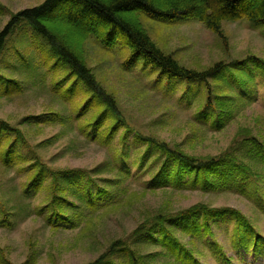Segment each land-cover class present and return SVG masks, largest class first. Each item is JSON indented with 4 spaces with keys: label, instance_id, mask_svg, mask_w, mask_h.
<instances>
[{
    "label": "rangeland",
    "instance_id": "1",
    "mask_svg": "<svg viewBox=\"0 0 264 264\" xmlns=\"http://www.w3.org/2000/svg\"><path fill=\"white\" fill-rule=\"evenodd\" d=\"M42 1L0 0V30L16 11ZM140 21L160 49L171 53L188 68L202 70L218 61L225 65L239 63L252 80L241 85L237 79L242 77V71H232L225 73L224 83H213V91L221 94L232 116L223 127L213 129L210 122L196 117L205 99L201 88L188 94L183 84L167 89V84L155 82L153 72L147 74L139 68L126 70L123 67L125 52L120 47L106 50L95 38L89 37L81 44L86 64L100 86L113 95L131 129L123 144L120 139L123 125L104 143L101 140L106 126L94 137L88 136V130L81 126L83 120L76 118L70 101L61 99L59 90L56 92L57 74L44 63L30 29L14 32L9 43L16 50L1 56L0 77L14 78L21 89L7 92L6 85L0 86V120L20 130L25 141L52 170L79 169L103 187L110 180L108 199H117V203L103 202L102 209L88 214L87 219H92L90 224H86L84 218L78 221L84 212L79 196L87 178L80 179L75 190L66 191L69 202L74 204L69 215L74 217L75 227L71 224L54 227L47 222L46 213L39 212V205L44 204L48 193L46 183L39 192L26 190L23 186L29 173L26 169L19 171L26 163L4 166L0 162V264H88L105 253L116 238L125 240L136 255L150 254L143 264H172L171 258L157 255L160 251L154 245L133 243L129 236L138 224L160 210L172 213L195 204L240 210L264 236V170L261 167L257 196H248L252 189H247V193L232 188L208 192L170 187L146 189L145 182L159 160L155 157L157 150L146 153L147 142L138 137V134L154 137L199 158L216 156L230 147L242 157L244 146L241 143L249 136L264 144V75L252 65L242 67L244 59L252 55L264 60L261 28L244 18L224 22L226 41L223 42L195 19L178 16L173 20H159L141 16ZM61 71L58 70V74ZM143 155L145 159L140 165ZM89 187L92 192L96 191L93 184ZM110 192L117 195L110 196ZM232 228L233 221L227 220L213 230L228 261L208 247L202 249L198 241L199 262L264 264V257L239 253L232 247ZM180 237L183 242L188 239ZM113 257L116 264H130L125 253H115Z\"/></svg>",
    "mask_w": 264,
    "mask_h": 264
},
{
    "label": "trees",
    "instance_id": "2",
    "mask_svg": "<svg viewBox=\"0 0 264 264\" xmlns=\"http://www.w3.org/2000/svg\"><path fill=\"white\" fill-rule=\"evenodd\" d=\"M141 16L159 20H173L178 16L195 19L223 42L226 38L222 24L244 18L261 28L264 36V0H44L10 16L0 30V59L10 50H16L9 43L12 34L29 28L44 63L57 74L56 92L59 90L60 98L70 101L76 118L83 120L81 126L88 130V136L94 137L106 126L101 140L104 143L123 125L120 136L123 144L131 129L126 125L113 95L100 86L86 64L81 44L89 37L95 38L106 50L120 47L125 52L123 67L126 70L139 68L147 74L153 72L155 82L167 84V89L183 84L188 94V91L201 88L205 99L196 113L197 119L210 122L215 130L223 127L226 119L232 115L226 110L221 94L213 91V83H224L225 73L232 71H242V77L237 79L241 85L252 79L246 76L237 62L225 65L223 61H218L202 70L180 64L171 53L164 52L155 44L141 23ZM249 65L264 75L263 59L249 56L242 62V67ZM58 70H62L60 74ZM4 85L7 92L13 88L15 91L21 89L14 78L7 79L1 75L0 86ZM138 135L147 142L146 153L157 150L155 157L159 160L145 182L146 189L170 187L208 192L232 188L240 193L252 189L248 191V196H257L256 190L262 178L259 167L264 170V144L256 137L244 138L241 143L244 146L242 157L230 147L216 156L199 158L154 137ZM2 139L5 140L2 142ZM119 155L120 158L124 157L123 148ZM144 159L143 155L140 165H143ZM0 162L4 166L26 163L19 168V171L26 169L29 173L23 186L26 190L39 192L46 183L48 193L44 204L39 205V212H45L47 222L54 227L62 224L75 227L72 224L74 217L69 215L74 204L69 202L66 191L75 190L80 179L87 178L79 196L84 204V212L82 218L76 216L78 221L84 218L85 223L90 224L92 219H87L88 214L102 209L103 202L111 205L117 203V199H108L110 180L103 187L82 170H52L25 141L20 130L10 128L3 120H0ZM91 184L96 187L95 192L91 191ZM111 193L110 196L117 195ZM86 210L89 213H85ZM227 220L233 221L232 247L239 253L264 257V236L244 213L231 207L214 208L195 204L172 213L160 210L138 224L129 239H133V243L139 241L154 245L160 251L157 255L171 258L172 264H201L198 241L202 249L208 247L212 253L228 261L213 231ZM181 235L188 237L186 242L182 241ZM115 253H125L130 264H143L151 257L150 254L136 255L134 250L127 247L125 240L116 238L105 253L88 264H116Z\"/></svg>",
    "mask_w": 264,
    "mask_h": 264
}]
</instances>
